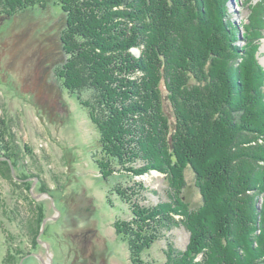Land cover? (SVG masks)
<instances>
[{
    "label": "trees",
    "instance_id": "trees-1",
    "mask_svg": "<svg viewBox=\"0 0 264 264\" xmlns=\"http://www.w3.org/2000/svg\"><path fill=\"white\" fill-rule=\"evenodd\" d=\"M50 2L64 20V60L56 76L78 94L97 127L102 177L108 180L120 166L126 176L157 169L173 190L170 201L148 205L137 195L144 185L136 182L137 191L123 188V181L115 185L131 209L128 219L114 223L131 263L152 264L144 252L182 224L190 241L182 251L170 244L165 264H198L199 254L204 264H264V199L262 208L257 204L264 195V66L258 56L264 0L246 1L241 32L228 0H0V21ZM133 47L142 48L140 56ZM3 150L20 169V155ZM0 162L12 194L29 203L24 190L30 183L17 182L10 163ZM189 166L203 196L198 216L183 193ZM86 210L92 217L93 208ZM38 222L37 214L24 225L32 248ZM20 243L10 245L7 264L19 263Z\"/></svg>",
    "mask_w": 264,
    "mask_h": 264
},
{
    "label": "rangeland",
    "instance_id": "rangeland-1",
    "mask_svg": "<svg viewBox=\"0 0 264 264\" xmlns=\"http://www.w3.org/2000/svg\"><path fill=\"white\" fill-rule=\"evenodd\" d=\"M246 1L228 0L229 17L240 32L249 14ZM63 26L61 8L53 2L0 21V148L5 153L9 150L20 155L22 167L13 165L14 173L11 164L10 168L17 182L24 179L30 183L24 193L31 196L28 203L12 194L14 185L6 177V166L2 164L0 264H7L9 247L17 246L20 240L24 249L18 264L32 252L40 256L30 255L23 264H132L128 242L114 226L118 218L128 219L131 209L118 197L115 185L123 181V188L133 185L135 190L136 182L144 185L145 191L137 195L148 205L170 201L173 190L164 173L157 169L126 176L125 168L120 166L108 180L102 177L95 162L100 153L97 127L78 94L60 85L56 76L64 60L60 44ZM239 44L243 46L244 42ZM131 50L138 56L142 53L141 47ZM258 55L264 66L263 39ZM167 110L171 115L168 103ZM2 157L5 156L0 154V161H8ZM25 175L27 178H23ZM186 180L183 193L190 212L198 216L203 196L190 166ZM263 199L264 195L258 199L259 208L263 207ZM90 207L94 214L88 218L86 209ZM4 209L9 215L6 218L2 217ZM37 214L42 222L35 224L40 231L38 245L32 248L31 241L24 237L28 230L24 225ZM190 235L182 224L173 227L143 256L152 264H165L169 245L175 250H185ZM205 258L199 254L195 261L204 264Z\"/></svg>",
    "mask_w": 264,
    "mask_h": 264
},
{
    "label": "water",
    "instance_id": "water-1",
    "mask_svg": "<svg viewBox=\"0 0 264 264\" xmlns=\"http://www.w3.org/2000/svg\"><path fill=\"white\" fill-rule=\"evenodd\" d=\"M261 62H262V60H261ZM262 63H263V62H262ZM2 158H5V157H2ZM7 159H8V161H9V163L11 164V166H12V171H13V173H14V166H13L11 160H10L9 158H7ZM44 222H45V221H44ZM30 255H36V256H38V257L40 256L39 254L34 253V252H32V253H30V254H27L26 256L23 257V259H22V261H21L20 264H23V260H24L26 257L30 256Z\"/></svg>",
    "mask_w": 264,
    "mask_h": 264
}]
</instances>
